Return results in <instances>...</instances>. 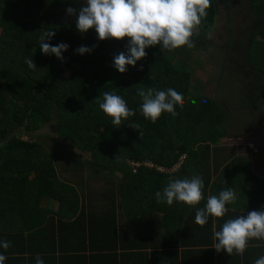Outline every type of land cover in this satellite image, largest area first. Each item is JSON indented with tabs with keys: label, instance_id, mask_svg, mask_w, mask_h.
<instances>
[{
	"label": "trees",
	"instance_id": "trees-1",
	"mask_svg": "<svg viewBox=\"0 0 264 264\" xmlns=\"http://www.w3.org/2000/svg\"><path fill=\"white\" fill-rule=\"evenodd\" d=\"M246 1L253 21L246 30L244 60L252 73L241 83V99L258 98L262 103L264 0ZM221 2L211 0L206 19L192 37L193 48L177 49L168 56L159 46L148 48L145 58L121 74L113 58L126 53V40L98 41L94 29L83 34L76 24L50 22L66 14L71 7L68 1L0 0V241L11 244L7 250L0 246V254L7 257L4 264H36L38 254L43 264H251L264 255V241L259 240L249 241L243 256L215 251L213 229L220 230L226 220L237 217L234 213L209 217L206 225L196 224L188 232L182 220L167 217V211L161 219L154 217L151 207L158 206L151 204L152 191H163L170 180L196 176L193 169L204 180V199L198 208L226 188L236 193L235 208L250 205L249 212L264 208V183L254 185L253 192L228 181L227 168L216 172L214 154L228 158L214 148L226 137L220 103L198 92L194 95L189 84L180 85L181 64L189 65L188 55L201 48V32L213 24ZM44 31L56 32L48 41L53 46L69 45L63 61L41 52ZM81 45L95 48L81 56L75 51ZM27 59L33 60L36 70L28 68ZM140 88H173L183 95L184 106L176 107L175 117L164 113L152 123L140 110ZM104 92L120 95L135 115L114 126L98 106ZM235 107L246 110L240 103ZM42 124H50L60 143L72 144L90 160L78 156L74 168L56 170L50 151L41 142L30 141ZM17 131L29 140L22 141ZM130 162H148L166 171L145 166L132 171ZM86 166L94 168L95 176L113 179L109 183L113 190L98 193L107 204L97 214L91 205L97 195L84 180ZM117 172L120 177L114 176ZM43 198L56 201L57 211L42 208ZM185 208L177 213L195 223L196 209ZM120 218L129 222L131 232Z\"/></svg>",
	"mask_w": 264,
	"mask_h": 264
},
{
	"label": "clouds",
	"instance_id": "clouds-1",
	"mask_svg": "<svg viewBox=\"0 0 264 264\" xmlns=\"http://www.w3.org/2000/svg\"><path fill=\"white\" fill-rule=\"evenodd\" d=\"M211 0H84V5L77 10L66 9L67 16H76V29L79 33H87L94 29L98 41H127V50L114 55L115 69L123 74L128 67H135L137 62L146 57V49L159 46L160 51L172 52L181 48L194 47L192 37L208 15ZM55 31H44L40 37V50L44 55H54L63 61L62 53L69 45L61 42L53 46L50 41ZM91 48L81 45L75 51L79 55L90 54ZM29 69L36 70L32 59L25 61ZM142 99L140 110L146 120L155 123L164 113L172 117L177 115L176 107L183 108L184 97L173 88L157 90L140 88L137 92ZM195 103V101H193ZM99 109L111 119L114 126L119 127L122 121L135 115L126 101L115 93L104 92L102 101H98ZM132 129L139 125L130 126ZM204 180L201 176L170 180L162 192L155 193L158 203L166 202L172 206L174 202L186 205L190 210L195 208V223L201 227L208 223L209 217L223 218L229 211L227 205H235L236 193L226 188L219 195H210L206 205L197 206L204 199ZM215 219L213 224H215ZM213 248L217 253L225 252L229 256H243L249 241H264V208L253 210L226 220L220 230L213 229ZM0 246L7 250L10 242L0 241ZM7 257L0 254V264ZM36 264H43L39 254ZM254 264H264V255Z\"/></svg>",
	"mask_w": 264,
	"mask_h": 264
},
{
	"label": "rangeland",
	"instance_id": "rangeland-1",
	"mask_svg": "<svg viewBox=\"0 0 264 264\" xmlns=\"http://www.w3.org/2000/svg\"><path fill=\"white\" fill-rule=\"evenodd\" d=\"M68 1L70 6L77 10L84 5V0H65ZM219 2L220 0H216ZM227 3L229 5H227ZM253 17L250 13V8L246 0H222L217 4V10L215 18L212 21V25H208L202 30L201 40L198 42V52H192L188 56L190 58L189 65L182 62L181 77L182 82L180 85L189 84L190 89L196 91L200 96H206L212 99L217 104L221 105L222 114L226 129L229 131L241 132L239 125L246 123L250 125L249 131L255 135L253 143L258 146L264 145V100L259 103V100L253 101L241 99L242 81L246 80V75L250 74L248 66L245 64L244 53L247 49V35L246 30L250 29ZM50 22H65L76 24V16H63L50 20ZM195 44V43H194ZM163 54L168 56L169 52L164 51ZM194 54V55H193ZM193 55V56H192ZM187 76V77H186ZM65 77H69V73L65 74ZM188 78V79H187ZM208 81V82H207ZM209 87L206 88V83ZM249 83V81H246ZM206 84V85H205ZM231 89H235L234 93H230ZM203 90V92H202ZM221 95H224L222 97ZM237 97L239 101L237 102ZM264 97V96H263ZM239 103L243 105L245 112L236 111L235 106H239ZM223 107V108H222ZM233 109V110H232ZM262 124L260 126L259 121ZM240 123L239 125L236 123ZM252 124V125H251ZM238 127H234V126ZM243 126V125H242ZM225 129V130H226ZM258 131V132H257ZM256 133L258 135H256ZM15 134L20 137L22 141H28V137L17 131ZM35 139L41 142L52 154L56 170L67 171L70 168H74V161L76 158L90 160L87 154L78 152L75 147L67 142L60 143L57 139L58 136L50 129V124H42L41 129L34 133ZM257 136V137H256ZM54 141H53V140ZM224 141H220L219 144H229L232 141V137L226 133ZM245 141V139H244ZM247 142V140H246ZM238 147V146H237ZM77 153V155L75 154ZM244 166V164H242ZM245 167V166H244ZM93 169L88 166L85 167L84 180L88 187L98 195L102 191L109 193L113 190L109 186L110 181L108 176H95ZM192 174L196 173L193 169ZM114 176H119L120 173H115ZM63 177L68 178L66 173H63ZM70 179V178H68ZM73 183V182H72ZM55 202H50L49 206L55 207Z\"/></svg>",
	"mask_w": 264,
	"mask_h": 264
},
{
	"label": "crops",
	"instance_id": "crops-1",
	"mask_svg": "<svg viewBox=\"0 0 264 264\" xmlns=\"http://www.w3.org/2000/svg\"><path fill=\"white\" fill-rule=\"evenodd\" d=\"M259 123L261 126L262 124L261 120L259 121ZM236 124L239 125L240 123L237 122ZM242 125H239L241 126L239 127V129H241L240 133H237L236 131H234V129H232V131L226 129V133H228V135L232 137V141H229L230 145L228 143L219 144L221 140L222 141L225 140L224 138H221L219 142L214 146L216 150L215 153L218 152L220 153V155H228V158H226V160H223L220 156H216V154H214L215 165L217 167L216 172L227 168L229 172H231V175L228 174V178H227L228 181H231L234 184L242 185L248 188V190L252 189V191L254 192L253 190L254 185H256L258 182L264 183V145L258 146L257 144H254L252 140L255 139V135H253V133L249 131L250 125L246 123H243ZM234 127H238V126L236 125ZM256 135L258 134L256 133ZM210 154L212 155L211 152ZM219 160L223 162L220 164ZM210 161H212V158H210ZM242 164H244L245 167ZM158 191L162 192L161 190ZM102 193L105 192L102 191ZM155 193L152 191V197H151V204L152 203L158 204V206L151 205V207L153 208L154 217L161 219L164 215L163 211H167L166 212L167 217L169 218L175 217L182 220V224L186 225L185 227L187 228L188 232L197 228V225L196 223H194V220L187 219L186 218L187 216L183 213H179V214L177 213V210H181L185 208L181 203L176 202L173 203L172 206H169L166 203V205L162 207L161 204L163 203L157 202ZM91 199H92L91 205L93 206L92 209L95 214H97L100 209L105 208V205L107 204L105 200L102 197L99 198L98 195L97 197ZM50 202H55L56 203L55 207L49 206ZM85 204L88 205L89 202L86 201ZM41 206L42 208H48L50 212H56L58 209V203L53 199H49V198H43L41 201ZM227 207L229 208L228 212L234 213L237 216L246 215L249 212L248 210H251L250 205L249 206L241 205V208L239 209L235 208L234 205H228ZM185 209H189V208H185ZM254 210H258L257 207ZM71 214L72 211L67 212L65 216L68 215L71 216ZM120 223H122L125 230L131 232V225L129 224V222H127L125 219L123 220L120 218ZM97 227H98L97 232H99L102 230L103 225ZM255 260L254 261L251 260V264H254Z\"/></svg>",
	"mask_w": 264,
	"mask_h": 264
},
{
	"label": "built area",
	"instance_id": "built-area-1",
	"mask_svg": "<svg viewBox=\"0 0 264 264\" xmlns=\"http://www.w3.org/2000/svg\"><path fill=\"white\" fill-rule=\"evenodd\" d=\"M130 165L133 168L132 171H134L135 168H137L138 166H145V167H148V168L154 167L156 169V171H158V172H165L166 171L164 168L154 166V165H152L151 163H148V162H134V163L130 162Z\"/></svg>",
	"mask_w": 264,
	"mask_h": 264
}]
</instances>
